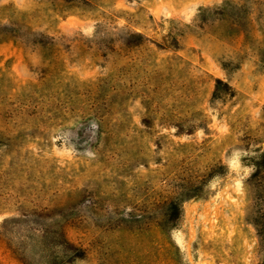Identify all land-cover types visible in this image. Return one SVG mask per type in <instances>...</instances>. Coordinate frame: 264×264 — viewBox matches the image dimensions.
I'll return each instance as SVG.
<instances>
[{"label":"rangeland","instance_id":"obj_1","mask_svg":"<svg viewBox=\"0 0 264 264\" xmlns=\"http://www.w3.org/2000/svg\"><path fill=\"white\" fill-rule=\"evenodd\" d=\"M262 159L264 0H0V264H263Z\"/></svg>","mask_w":264,"mask_h":264},{"label":"trees","instance_id":"obj_2","mask_svg":"<svg viewBox=\"0 0 264 264\" xmlns=\"http://www.w3.org/2000/svg\"><path fill=\"white\" fill-rule=\"evenodd\" d=\"M227 8L235 9L234 14L230 13V10ZM241 8L240 7H234L231 6L229 2H224L222 8L214 9L211 11L213 14L212 20L220 19L223 16H231L234 15L241 17L240 15ZM205 10H200V14L204 13ZM236 18V17H234ZM143 36L138 33H133L128 36V39L126 40L125 44L129 47H133L136 45H139L142 43ZM217 84H223L220 80L216 81ZM258 164H264V160L262 159L260 163ZM257 164V165H258ZM257 171V170H256ZM172 207V204H169L167 208ZM170 219H172L171 216ZM258 234L260 236L261 241L264 243V218L261 220V224L256 226ZM46 236H49L50 238L54 239V242L51 244L50 247H53L51 250V256L47 262V264H70L73 261L77 259H82L84 256V253L81 249H78L71 245L63 236L61 229L59 228H53L52 230H49L47 228H44ZM264 264V262H263Z\"/></svg>","mask_w":264,"mask_h":264}]
</instances>
